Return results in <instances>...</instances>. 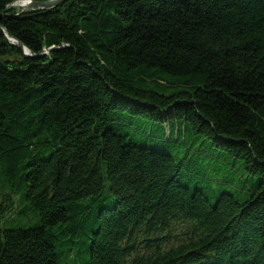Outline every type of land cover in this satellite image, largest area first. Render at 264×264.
<instances>
[{"label": "trees", "instance_id": "1", "mask_svg": "<svg viewBox=\"0 0 264 264\" xmlns=\"http://www.w3.org/2000/svg\"><path fill=\"white\" fill-rule=\"evenodd\" d=\"M17 13L0 18V264H264V0Z\"/></svg>", "mask_w": 264, "mask_h": 264}, {"label": "water", "instance_id": "2", "mask_svg": "<svg viewBox=\"0 0 264 264\" xmlns=\"http://www.w3.org/2000/svg\"><path fill=\"white\" fill-rule=\"evenodd\" d=\"M17 2H24V3H27V5L25 6L24 9L20 10V8L15 5V3H17ZM63 3H64V0H48V1H45V2H35V1H32V0H17L13 4H10V5L7 6L5 11L0 15V18L3 15H6L5 12H7L9 10L19 11L15 15V16H18L20 14H24V13L29 12V11L51 10L53 8H57V7L61 6ZM8 39L11 41L12 44H15L20 50H22V52H24L26 54V56H28L30 58L32 57L31 54L25 49V47L22 44H20L19 42H17L16 40H14L12 38H8ZM48 52H51V50H47L45 52V54L48 53Z\"/></svg>", "mask_w": 264, "mask_h": 264}, {"label": "rangeland", "instance_id": "3", "mask_svg": "<svg viewBox=\"0 0 264 264\" xmlns=\"http://www.w3.org/2000/svg\"><path fill=\"white\" fill-rule=\"evenodd\" d=\"M49 53L50 52H48L47 54H49ZM26 216H29V218ZM14 218H15V225L18 227H21V228H23V227H34L38 224V216L35 212H26L25 213V212H21L18 210L16 212Z\"/></svg>", "mask_w": 264, "mask_h": 264}, {"label": "bare ground", "instance_id": "4", "mask_svg": "<svg viewBox=\"0 0 264 264\" xmlns=\"http://www.w3.org/2000/svg\"><path fill=\"white\" fill-rule=\"evenodd\" d=\"M13 4V3H12ZM15 5L17 6V7H19L20 8V10L21 9H24L25 8V6L27 5V3H24V2H17V3H15ZM19 12V11H18Z\"/></svg>", "mask_w": 264, "mask_h": 264}]
</instances>
